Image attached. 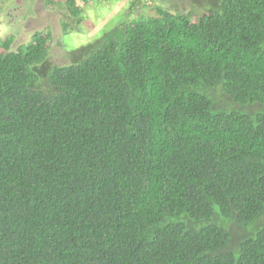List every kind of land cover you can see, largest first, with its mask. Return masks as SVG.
<instances>
[{
    "label": "trees",
    "instance_id": "trees-1",
    "mask_svg": "<svg viewBox=\"0 0 264 264\" xmlns=\"http://www.w3.org/2000/svg\"><path fill=\"white\" fill-rule=\"evenodd\" d=\"M197 1L2 42L0 264H264V0Z\"/></svg>",
    "mask_w": 264,
    "mask_h": 264
},
{
    "label": "rangeland",
    "instance_id": "rangeland-1",
    "mask_svg": "<svg viewBox=\"0 0 264 264\" xmlns=\"http://www.w3.org/2000/svg\"><path fill=\"white\" fill-rule=\"evenodd\" d=\"M51 1L54 3L49 4ZM75 1L83 10L79 25L78 18L68 8L66 0H24L26 10L25 6L18 5V0H0V17H11L8 20L10 27H0V52L4 50L1 44L6 40L11 41L9 49L17 51L19 47L27 46L35 33L42 32L52 38L49 60L52 64L61 66L70 63V52L73 50L99 45L101 37L124 23L141 16L156 15L157 6L172 12L187 13L193 11V4H197L200 5V10H204L203 3L197 0H143L139 8H132L139 0ZM229 108L224 110H230Z\"/></svg>",
    "mask_w": 264,
    "mask_h": 264
},
{
    "label": "flooded vegetation",
    "instance_id": "flooded-vegetation-1",
    "mask_svg": "<svg viewBox=\"0 0 264 264\" xmlns=\"http://www.w3.org/2000/svg\"><path fill=\"white\" fill-rule=\"evenodd\" d=\"M18 5L19 6H25V10H26V8H27V6L25 5V3H24V0H18ZM26 3H27V1H26ZM22 10H23V8H22ZM10 14V13H9ZM11 17L9 16V15H3L2 17H0V27L1 26H6V27H10L11 25L10 24H8V20L10 19ZM4 20H7L6 22L4 21ZM10 46V45H9ZM20 48V47H19ZM8 50L9 51H11L10 49H9V47H8Z\"/></svg>",
    "mask_w": 264,
    "mask_h": 264
}]
</instances>
